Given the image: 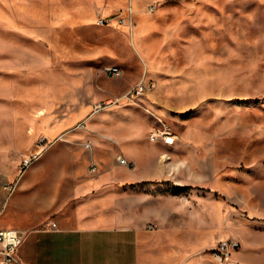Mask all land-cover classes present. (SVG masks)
<instances>
[{
  "label": "rangeland",
  "instance_id": "1",
  "mask_svg": "<svg viewBox=\"0 0 264 264\" xmlns=\"http://www.w3.org/2000/svg\"><path fill=\"white\" fill-rule=\"evenodd\" d=\"M140 80L152 82L141 97L94 115L132 118L135 155L165 150L177 164L139 186L191 205L189 264H217L223 237L241 242L227 264H264V0H0V169L31 151L20 142L50 140L52 126L90 117L95 101ZM156 127L176 143L158 149Z\"/></svg>",
  "mask_w": 264,
  "mask_h": 264
},
{
  "label": "crops",
  "instance_id": "2",
  "mask_svg": "<svg viewBox=\"0 0 264 264\" xmlns=\"http://www.w3.org/2000/svg\"><path fill=\"white\" fill-rule=\"evenodd\" d=\"M106 120L101 114L93 127L52 126L40 157L25 169L21 152L7 155L9 168L0 169V226L28 231L18 251L26 264H189L197 246L191 205L170 191L139 186L168 179L177 164L163 159L165 150L147 160L135 155L132 118L122 125ZM36 144L33 137L15 149ZM120 154L131 164L120 163ZM92 164L98 168L91 170ZM10 182L12 189L5 186Z\"/></svg>",
  "mask_w": 264,
  "mask_h": 264
},
{
  "label": "built area",
  "instance_id": "3",
  "mask_svg": "<svg viewBox=\"0 0 264 264\" xmlns=\"http://www.w3.org/2000/svg\"><path fill=\"white\" fill-rule=\"evenodd\" d=\"M104 18L100 22H104ZM123 19L120 18V22ZM106 72L111 76H120L123 69L118 64H111L106 66ZM152 82L146 80H140L137 84L127 89L122 96H117L115 98H110L106 100H98L94 102V112L102 110L113 103H116L122 97L135 100L137 97H141L145 91L150 88ZM78 126L87 128L85 122L81 121ZM150 139L154 141H162L167 145H174L177 141L176 135L169 129L154 128L150 133ZM48 138L45 135H41L37 140L36 149L31 150L21 159V168L25 169L30 166L34 161H36L42 151L44 150ZM86 146H90L91 143L87 141ZM120 163L130 165L131 163L127 158L120 154L118 155ZM98 168L97 164H92L91 170H96ZM5 186L9 189L14 187L13 183H6ZM52 226H56V221H53ZM150 228H153V224H149ZM28 231L25 229L16 228L13 226H0V264H26L19 256V247L25 240ZM241 242L235 237H223L219 239L217 244L212 248V255L217 262V264H227L234 250L239 248Z\"/></svg>",
  "mask_w": 264,
  "mask_h": 264
}]
</instances>
